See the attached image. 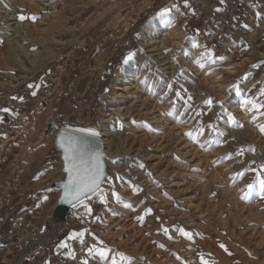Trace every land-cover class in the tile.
<instances>
[{"label":"rangeland","instance_id":"obj_1","mask_svg":"<svg viewBox=\"0 0 264 264\" xmlns=\"http://www.w3.org/2000/svg\"><path fill=\"white\" fill-rule=\"evenodd\" d=\"M262 93L264 0H0V160L49 122L104 144L91 214L40 205L61 264H264Z\"/></svg>","mask_w":264,"mask_h":264},{"label":"crops","instance_id":"obj_2","mask_svg":"<svg viewBox=\"0 0 264 264\" xmlns=\"http://www.w3.org/2000/svg\"><path fill=\"white\" fill-rule=\"evenodd\" d=\"M30 146L29 149L22 147L25 149L22 157L26 158L21 160L20 157L19 164L16 155L21 149L15 144L8 147V155L0 160V261L7 258L4 262L8 264H18L20 259L23 264H61V258L68 254L61 244L68 237L70 227H62L57 209L40 205L46 195L52 200L50 195L55 194V190L62 191L66 178L64 153L53 139ZM40 183L43 185L36 188ZM12 188L15 193L26 191V199L39 192L36 201L23 214L19 211L24 204L5 203L7 196L12 195ZM18 239L23 250L14 247Z\"/></svg>","mask_w":264,"mask_h":264},{"label":"snow or ice","instance_id":"obj_3","mask_svg":"<svg viewBox=\"0 0 264 264\" xmlns=\"http://www.w3.org/2000/svg\"><path fill=\"white\" fill-rule=\"evenodd\" d=\"M173 7H175V5H173ZM170 11L171 9H164L165 13ZM25 18L24 16L20 17L21 20ZM207 56L208 59H212L211 53H208ZM129 59H131V56H129ZM220 59H223V57H220ZM29 87H32V85ZM35 94L36 93L33 92V95ZM262 95H264V93H262ZM207 103L211 104V101L209 100ZM252 106L257 111L264 109V104L253 103ZM3 111L7 112L9 110L3 109ZM261 130L264 131V128ZM93 135H95V133H93ZM61 146L64 148V159L66 162L65 171L68 173V181L64 185V197L62 202L72 203L74 207L82 205L85 211L91 214L92 209L88 204L84 203V199L87 198L88 193H97L104 176L103 165L99 157L87 153L81 143L75 139L68 138L62 142ZM240 175L243 174L241 173ZM256 181L259 184L261 192L264 193V166L261 168V173L257 174ZM247 187L251 190L253 184L249 183ZM45 199H47V197H45ZM101 202L103 203L104 201L101 200ZM140 219H143V217H140ZM82 235L83 233L74 234L70 239ZM185 235L188 234L185 233ZM61 247H67V245L61 244ZM221 247H223V245H221ZM89 251L91 252L92 250L90 249ZM99 255L107 258V250H100ZM202 264H207V262L202 260Z\"/></svg>","mask_w":264,"mask_h":264},{"label":"water","instance_id":"obj_4","mask_svg":"<svg viewBox=\"0 0 264 264\" xmlns=\"http://www.w3.org/2000/svg\"><path fill=\"white\" fill-rule=\"evenodd\" d=\"M68 138L77 140L78 142L81 143L82 147L87 153L95 155L100 159V156L102 155L104 150V144L98 137L81 132L66 131L63 128H61V130L57 135V140H58L57 142L61 145L62 142L67 140ZM65 167H66V162H65ZM67 181H68V173L66 174V178L62 183V191H61L62 199L64 197V185L67 183Z\"/></svg>","mask_w":264,"mask_h":264},{"label":"built area","instance_id":"obj_5","mask_svg":"<svg viewBox=\"0 0 264 264\" xmlns=\"http://www.w3.org/2000/svg\"><path fill=\"white\" fill-rule=\"evenodd\" d=\"M47 135L49 137L55 138L57 137L59 131L61 130V127H58L57 124L54 122H49L47 127ZM25 193L18 191L15 195H8L5 202L6 204L13 205L14 203H21L25 200ZM15 249L22 250V243L21 239H18L16 243L14 244Z\"/></svg>","mask_w":264,"mask_h":264},{"label":"trees","instance_id":"obj_6","mask_svg":"<svg viewBox=\"0 0 264 264\" xmlns=\"http://www.w3.org/2000/svg\"><path fill=\"white\" fill-rule=\"evenodd\" d=\"M38 194H39V192H34L27 197L26 202L20 208L19 214H23L24 212H26V210L28 209V206L36 201ZM18 205L20 206L21 204H18Z\"/></svg>","mask_w":264,"mask_h":264},{"label":"bare ground","instance_id":"obj_7","mask_svg":"<svg viewBox=\"0 0 264 264\" xmlns=\"http://www.w3.org/2000/svg\"><path fill=\"white\" fill-rule=\"evenodd\" d=\"M125 90V89H124ZM64 130H66V131H75V132H80V131H76V130H72V129H68V128H63ZM81 133H84V132H81ZM86 134H89V133H86ZM90 135H92V134H90ZM93 136H95V135H93ZM95 137H97V136H95ZM102 142H103V140L100 138V137H98Z\"/></svg>","mask_w":264,"mask_h":264}]
</instances>
